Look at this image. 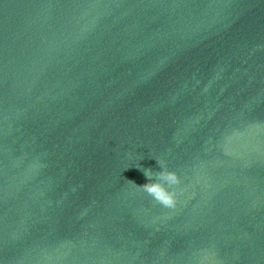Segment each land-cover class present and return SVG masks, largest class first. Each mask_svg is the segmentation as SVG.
<instances>
[{"label": "water", "instance_id": "obj_1", "mask_svg": "<svg viewBox=\"0 0 264 264\" xmlns=\"http://www.w3.org/2000/svg\"><path fill=\"white\" fill-rule=\"evenodd\" d=\"M0 264H264V0H0Z\"/></svg>", "mask_w": 264, "mask_h": 264}, {"label": "clouds", "instance_id": "obj_2", "mask_svg": "<svg viewBox=\"0 0 264 264\" xmlns=\"http://www.w3.org/2000/svg\"><path fill=\"white\" fill-rule=\"evenodd\" d=\"M147 171H148V170H145V172H144V174H145L146 177H148V176H147ZM152 178H153V177H152ZM152 178L148 177V179H152ZM163 178L165 179V182H166V183H167V182H170V183H173V184L178 183V178H177L174 174L167 173V174L164 175ZM155 179H157V178L155 177ZM142 187H143L146 191H149L150 194H151L153 191H155V187H154V185H152V184H145V185H143ZM162 202H163L166 206H171V205L174 203V200H173L172 196L170 195L167 199L163 200Z\"/></svg>", "mask_w": 264, "mask_h": 264}]
</instances>
